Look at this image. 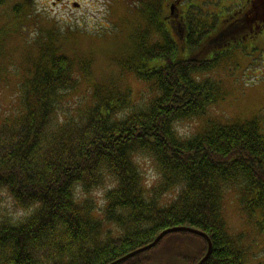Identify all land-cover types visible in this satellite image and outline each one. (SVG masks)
Returning a JSON list of instances; mask_svg holds the SVG:
<instances>
[{
    "label": "trees",
    "instance_id": "16d2710c",
    "mask_svg": "<svg viewBox=\"0 0 264 264\" xmlns=\"http://www.w3.org/2000/svg\"><path fill=\"white\" fill-rule=\"evenodd\" d=\"M146 21L136 47L143 63L131 58L128 65L154 90L145 108L136 107L128 92L97 88L66 115L80 82L73 59L51 44L57 35L31 64L15 107L0 115V264H111L175 227L210 237L213 252L205 264H244L222 208L227 189L243 184L245 210L264 209L261 126L254 119L180 135L178 123L204 115L216 102V83L198 77L219 61L217 55L178 58L179 44L165 25L157 18ZM188 21L189 40L182 46L187 51L206 43L210 52L245 36L227 20L232 30L219 29L214 37L215 22ZM153 32L158 42L152 43ZM2 51L0 45V59ZM152 61L162 64L150 67ZM3 70L0 63V79L8 73ZM143 158L156 169L153 186L142 172ZM99 189L101 210L93 196ZM7 200L24 214L7 212ZM207 251L205 238L176 232L120 264H159L166 257L198 264Z\"/></svg>",
    "mask_w": 264,
    "mask_h": 264
},
{
    "label": "rangeland",
    "instance_id": "374dc122",
    "mask_svg": "<svg viewBox=\"0 0 264 264\" xmlns=\"http://www.w3.org/2000/svg\"><path fill=\"white\" fill-rule=\"evenodd\" d=\"M81 1L84 8L71 14L44 0L27 3L25 0H0V45L3 50L0 63L4 68L3 72H8L2 73L0 79V115H6L15 107L21 82L28 77L31 64L38 61L41 50L45 52L47 42L57 35L59 37L51 44L73 59L75 77L80 82L71 101L66 104V115H70V109L75 113L97 88H116L117 91L128 92L126 94H129L136 107L145 108L148 105L155 95L152 85H145L128 69V65L133 63L131 58L137 64L143 63L137 58L136 47L147 28V19L132 17L123 3L108 0ZM193 9L220 10L218 6L210 4ZM200 16L196 19L209 24L215 22L216 27L219 21L222 22L217 15L214 19L202 14ZM181 23L180 20L175 24L176 28L171 33L179 44L178 58H188L191 55L211 60L217 55L219 65L212 71L196 76L200 81L216 83V102L207 108L204 115L178 123L176 127L179 134L190 137L206 132L215 124L244 123L254 119L258 120L264 134V47L242 41L210 52L206 43L197 50L187 51L179 42L181 32L177 31L184 30L178 25ZM218 32L219 29H216L213 37ZM223 32L222 29L221 33ZM158 39L160 35L153 32L152 43L158 42ZM161 64L160 61L149 62L150 67ZM141 169L147 185L153 186L157 181V172L152 162L143 158ZM102 192L99 189L93 193L98 209L100 206L102 209L104 205ZM245 193L243 184L227 189L222 208L223 218L228 234L244 250V264H264V209L254 213L246 211ZM166 200H169L168 196ZM5 207L9 208L7 212L16 216L24 214L22 210L15 209L10 200L5 202ZM95 213L101 215L100 211ZM107 229L112 230L114 237L119 236L115 227ZM159 264L184 263L166 257Z\"/></svg>",
    "mask_w": 264,
    "mask_h": 264
},
{
    "label": "flooded vegetation",
    "instance_id": "af4514ba",
    "mask_svg": "<svg viewBox=\"0 0 264 264\" xmlns=\"http://www.w3.org/2000/svg\"><path fill=\"white\" fill-rule=\"evenodd\" d=\"M34 0H25V2H32ZM49 1L54 7L60 6V10H68L71 14L73 11H81L84 8L81 0H44ZM99 1V0H92ZM109 2L125 4L128 12L134 18L152 19L158 18L161 23L165 25L166 32L171 35L173 29L178 24L184 30L181 32L180 44L187 46L189 37L188 19L205 17L214 19L215 15L220 17L216 29L238 28L243 31L245 36L243 41L256 46L264 47V0H108ZM209 2V3H208ZM203 4L216 5L220 10H194ZM76 5V7H74ZM68 13V17H70ZM176 20V21H174ZM230 25L229 28L226 26ZM188 21V22H187ZM221 23V25H220ZM177 25V26H178ZM173 26V27H172ZM175 40V39H174ZM175 42H177L175 40Z\"/></svg>",
    "mask_w": 264,
    "mask_h": 264
},
{
    "label": "water",
    "instance_id": "95a60500",
    "mask_svg": "<svg viewBox=\"0 0 264 264\" xmlns=\"http://www.w3.org/2000/svg\"><path fill=\"white\" fill-rule=\"evenodd\" d=\"M74 7H76V5ZM176 232H188V233H192V234H195V235H198L200 237L205 238L208 242V251H207L206 255L202 258V260L198 264H205L209 260V258L212 255V252H213V243L207 234L203 233L200 230L191 228V227H175V228L167 229V230L163 231L162 233H160L151 244H148L147 246H144V247L140 248L139 250H136L135 252H132V253L128 254L127 256L121 258L120 260L113 262L111 264H120V263L136 256L137 254L149 251V250L153 249L154 247H156L159 244V242H161V240H163L167 235L172 234V233H176Z\"/></svg>",
    "mask_w": 264,
    "mask_h": 264
}]
</instances>
